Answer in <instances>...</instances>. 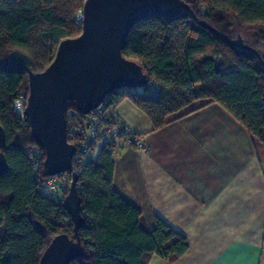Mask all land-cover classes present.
<instances>
[{
	"label": "trees",
	"instance_id": "trees-1",
	"mask_svg": "<svg viewBox=\"0 0 264 264\" xmlns=\"http://www.w3.org/2000/svg\"><path fill=\"white\" fill-rule=\"evenodd\" d=\"M183 1L196 19L182 12L132 28L123 55L145 68L149 84L118 90L102 107H114L118 115V107L128 100L156 131L198 102L216 103L264 145V66L253 52L232 46L200 24L228 40H235L242 29L255 42L252 46L243 39L244 44L259 51L257 45L264 44V0ZM85 2L0 0V126L6 133L9 165V172L0 177V264H40L55 237L74 238L73 222L64 209L69 190L56 196L41 192L39 181L48 178L45 155L40 149L42 163L35 171L27 151L39 147L27 119L14 110L19 95L28 94L27 73L2 63L19 51L29 57L35 73L44 71L63 40L81 35L78 17ZM71 109L76 110L74 105ZM78 116L84 124V117ZM82 138L68 140L78 149ZM114 157L112 147L105 146L85 166L73 163L86 225L80 231L85 255L71 264H150L153 256L175 263L189 250L188 240L157 217L153 232L141 228V211L113 186Z\"/></svg>",
	"mask_w": 264,
	"mask_h": 264
},
{
	"label": "crops",
	"instance_id": "crops-1",
	"mask_svg": "<svg viewBox=\"0 0 264 264\" xmlns=\"http://www.w3.org/2000/svg\"><path fill=\"white\" fill-rule=\"evenodd\" d=\"M120 106L147 150L115 153V190L141 211L144 231L157 217L189 243L175 263L150 264H264V145L216 103L198 102L156 131Z\"/></svg>",
	"mask_w": 264,
	"mask_h": 264
},
{
	"label": "water",
	"instance_id": "water-1",
	"mask_svg": "<svg viewBox=\"0 0 264 264\" xmlns=\"http://www.w3.org/2000/svg\"><path fill=\"white\" fill-rule=\"evenodd\" d=\"M195 13L183 0H86L83 8L82 33L63 40L55 59L44 71L35 73L27 55L16 51L4 67L27 73L28 94L25 117L32 141L43 150L44 170L48 177L72 174L71 187L64 209L74 225V238L55 237L45 250L40 264H71L82 259L85 249L80 231L86 220L82 215L79 175L73 171L77 152L68 140L67 113L71 105L83 115L100 108L106 98L121 89H140L149 84L145 68L124 57L123 50L132 28L155 17L174 18ZM213 34L234 47L253 52L264 66L259 51L246 46L243 37L228 40L217 30L200 22ZM7 139L0 126V177L9 172L5 156Z\"/></svg>",
	"mask_w": 264,
	"mask_h": 264
},
{
	"label": "built area",
	"instance_id": "built-area-1",
	"mask_svg": "<svg viewBox=\"0 0 264 264\" xmlns=\"http://www.w3.org/2000/svg\"><path fill=\"white\" fill-rule=\"evenodd\" d=\"M78 20L82 22V12L79 14ZM26 106L27 96L19 95L15 101L14 110L22 119H26L24 115ZM102 106L89 115H82L84 117L82 123L84 124H81L82 118H79V113L76 110L71 109L67 113L68 138L83 135L73 158V163H76L78 167L85 166L86 160L95 159V156L105 146L112 147L115 153L126 148L136 151L147 150L143 137L135 136L132 133L130 128L118 117L114 107L106 110ZM27 154L33 161L36 171L42 163L40 148H30ZM71 182L72 174L64 173L39 181V189L45 195L56 196L62 190H69Z\"/></svg>",
	"mask_w": 264,
	"mask_h": 264
},
{
	"label": "rangeland",
	"instance_id": "rangeland-1",
	"mask_svg": "<svg viewBox=\"0 0 264 264\" xmlns=\"http://www.w3.org/2000/svg\"><path fill=\"white\" fill-rule=\"evenodd\" d=\"M238 35H241L243 39L248 43V44H255L254 40L250 37L251 34L245 32L244 30H240L235 37L237 39ZM254 46V45H252ZM257 48L259 51L264 53V44L257 45ZM119 113L125 118V115L130 117L133 121H135L138 125H143V122L145 123L146 118L140 113V111L135 108L130 101H124L120 108H119Z\"/></svg>",
	"mask_w": 264,
	"mask_h": 264
}]
</instances>
